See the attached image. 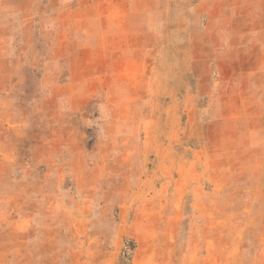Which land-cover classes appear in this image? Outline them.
Returning a JSON list of instances; mask_svg holds the SVG:
<instances>
[{"label": "rangeland", "instance_id": "rangeland-1", "mask_svg": "<svg viewBox=\"0 0 264 264\" xmlns=\"http://www.w3.org/2000/svg\"><path fill=\"white\" fill-rule=\"evenodd\" d=\"M0 264H264V0H0Z\"/></svg>", "mask_w": 264, "mask_h": 264}]
</instances>
